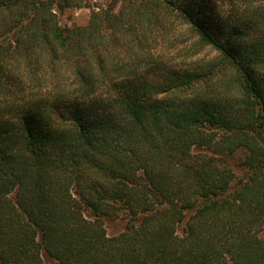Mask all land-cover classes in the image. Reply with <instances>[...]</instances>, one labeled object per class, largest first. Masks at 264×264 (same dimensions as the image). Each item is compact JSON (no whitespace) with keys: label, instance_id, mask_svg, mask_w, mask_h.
<instances>
[{"label":"trees","instance_id":"obj_1","mask_svg":"<svg viewBox=\"0 0 264 264\" xmlns=\"http://www.w3.org/2000/svg\"><path fill=\"white\" fill-rule=\"evenodd\" d=\"M81 1L0 0V264H264V0Z\"/></svg>","mask_w":264,"mask_h":264},{"label":"rangeland","instance_id":"obj_2","mask_svg":"<svg viewBox=\"0 0 264 264\" xmlns=\"http://www.w3.org/2000/svg\"><path fill=\"white\" fill-rule=\"evenodd\" d=\"M81 5L77 6H69L64 11L58 14L59 21L62 25L71 26V25H85L90 15L93 14L94 10H98L100 6L106 4L107 0H82ZM118 6L115 7V9ZM177 32L175 33V40L171 45L165 46L163 52L166 54L167 60L178 64L179 66H190L195 67L197 65H203L206 61L216 57V52L213 49H210L205 46L201 45H192L188 47L187 54L184 52L183 44L180 43L183 36L188 38V42H190L189 36L190 35H182L183 30L179 27H176ZM168 42V41H167ZM243 153L242 152H235L233 154H229L223 159V163L227 168H231L235 173L236 177L240 178L243 174L241 162L243 160ZM104 227L106 232L109 235L118 234L122 228V222L116 221L114 223H106L103 221ZM42 260L43 264H58L53 258L47 256L45 253H42Z\"/></svg>","mask_w":264,"mask_h":264}]
</instances>
